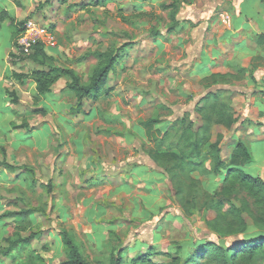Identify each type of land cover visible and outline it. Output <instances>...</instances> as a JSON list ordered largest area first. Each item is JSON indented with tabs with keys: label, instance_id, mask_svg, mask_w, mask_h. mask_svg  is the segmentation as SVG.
Segmentation results:
<instances>
[{
	"label": "rangeland",
	"instance_id": "rangeland-1",
	"mask_svg": "<svg viewBox=\"0 0 264 264\" xmlns=\"http://www.w3.org/2000/svg\"><path fill=\"white\" fill-rule=\"evenodd\" d=\"M174 4L175 9L171 7ZM223 4V0H0V11L2 9L8 11L10 16L15 18L18 30H23V33L13 41L8 22H4L0 29V73L9 81V85L10 83L19 85L13 77L10 79L6 64H12L11 62L16 60L10 57V53L18 52L20 38L26 34L25 26L29 22L45 30L43 44L47 54L54 58L53 66L74 70L82 78L84 85L89 83L92 72L98 65L92 54L120 53L123 50L120 60L109 73L103 87L104 93L100 99H87L81 114L73 112L77 100L68 88L70 82L67 78L61 79L63 91L60 96L51 93L36 101L35 97L23 95L26 102L24 107L15 105L12 108L6 107L4 91H1L0 87V146L4 141H9L7 139L13 132V124L18 126L37 124L33 115L40 116V110L36 108L40 106L38 102L41 99L46 103L42 108L48 112L52 113L56 109L66 117L78 119L58 122L60 124L56 129L58 134L54 135V138L57 137V146L50 145V151L46 153L32 150L31 147L35 145L44 147L48 124L45 130L40 126L35 133L23 129L25 131L23 135L16 137V141H22L21 143L28 147L18 154L22 157L20 161H23L20 167H27L34 175L26 173L25 170L22 174L11 175L9 176L10 181L12 180L11 185L7 189H2L0 199L4 200V205L10 209L0 211V241L3 235L1 228H4L2 226L4 224L9 226L4 233L6 237L27 238L32 234L34 240L29 247L13 248L10 257L0 258V264L23 262L30 251H36L44 259L45 264H60L66 260L61 232H70L66 221L71 213H68L67 209L65 211L59 208L64 202L58 200H63L66 184L78 174L75 169L72 170V176L70 172L73 167L66 170L64 166L65 158L71 154L78 155L75 144L79 149L82 147L83 155L92 157L96 168L98 167L104 174L107 173L109 177L114 176L113 174L119 170L125 175L133 171L140 175L144 166H152L154 167L152 171L161 172L151 164L153 160L150 157V152L159 148L164 150L169 145L166 141L161 147L157 146L155 139H161L159 130L165 131L183 118L187 122H193L196 131L202 127V118L196 110L198 104L205 93L210 90L217 92L212 89V85L227 79L211 77L200 79L198 73L194 74L201 54L202 30L199 26L203 22L209 23L214 20L219 10L223 9L216 7ZM213 8L216 11L210 14ZM18 64H24L20 70L17 68V71L23 73L39 68L30 60ZM10 93H15L19 100L16 91L8 90L7 100L10 103H13L15 98L10 96ZM223 96L229 97L227 93ZM59 100L68 104L67 107L70 109L62 111L63 105L58 102ZM149 119L160 121V124L152 129L151 135L143 126ZM227 133L223 127L214 126L211 130L212 142L218 140V135L225 136ZM77 138L79 139L74 144L72 140ZM1 153L2 151L0 161ZM51 155L63 157L62 164L53 166L56 176L53 168L48 170ZM244 170L248 174L249 171L246 168ZM85 173L82 174L83 180L86 178ZM218 179L214 182L218 186L213 185V188L212 180L205 184L210 193L221 189L219 183L221 178ZM3 181L8 183L5 178ZM173 186L169 187L168 204H159L163 206L159 208L160 213H165L166 210L178 213L177 218H169L170 222H166V218L135 219L128 228L129 231L123 230L116 233L117 235H111L101 252H96L82 233L79 240L82 239L83 242L81 245L77 241L76 243L80 249L82 247V253L90 264H107L111 255L122 247L120 245L126 243L128 232L131 246L140 247L125 258V264H132V259L151 250H154L151 256L153 261L169 262L168 253H176L179 247L186 249L185 243L188 238H199L225 247L238 228L236 224L232 226L233 218L237 217L238 213H227L225 218H220L218 213L202 208L209 200V193L201 195L190 210L184 212ZM79 187L80 185H77L74 190H79ZM246 190L234 189L228 197L230 201L226 200L224 203L225 211H231L232 208L242 210V217L250 226L249 233L263 232V206L256 202L259 197H256L254 192ZM56 204L60 213L55 210ZM74 204H80L79 194ZM156 208H153L152 213H158ZM20 211H32L29 215L31 223L24 225L27 226L25 231L19 230L22 225L17 222L22 218L7 216L8 213ZM131 230L136 233H130ZM70 233L73 236L72 232ZM4 239L0 248L7 245ZM187 251L189 250H183V257ZM224 256L218 250L212 253L210 251L198 264H202V261L203 264L210 262L221 264ZM236 260V264H242L240 260ZM229 264L234 262L229 261ZM251 264H264V254L262 252L258 254Z\"/></svg>",
	"mask_w": 264,
	"mask_h": 264
},
{
	"label": "crops",
	"instance_id": "crops-1",
	"mask_svg": "<svg viewBox=\"0 0 264 264\" xmlns=\"http://www.w3.org/2000/svg\"><path fill=\"white\" fill-rule=\"evenodd\" d=\"M223 1L224 4L222 6L216 7L217 9L223 8L217 13L218 16L209 23L203 22L199 26L202 30L200 40L201 54L200 62L195 66L194 74L198 73L200 79L213 75L227 79L226 81L216 82L215 85H212V89L214 88L215 91H223L224 94L227 93L229 95L231 107L237 119V123L232 129L227 130L223 128L228 133L223 136L220 145L221 156L224 159H230L236 144L239 142L244 143L251 153L252 160L244 165L243 170L246 168L249 171L248 175L260 178L264 182V0ZM213 11H216V9H211L209 13L211 14ZM6 65V71L9 72L10 79H12L13 72L23 73L17 71V68L20 70L21 65L23 66L24 64L14 66L7 63ZM17 82L19 85L15 83H10L9 85V81L0 73V87L1 91H4L6 107H13V104L7 100L8 90L18 93L19 100L15 107L26 106L23 95L30 98L37 96L35 83L30 80ZM61 82L63 80H60L52 89L51 93L55 96H60L63 91ZM65 83L63 84L65 85ZM210 92L213 91L210 90ZM58 102L62 103L60 100ZM38 104L40 106L36 109L46 112L45 115L39 113L44 118L33 115V119L37 124L28 125L23 129H28L27 131L35 133L38 127L41 126V129L44 128L43 130H45L47 124L49 125L48 134L45 135L44 147L40 148L37 145L31 147L32 150L46 153V151H50V145L57 146V137L55 136L54 138V135L58 134L56 130L58 122L72 119L73 117H66L64 114L57 112L56 109L52 113L48 112L42 108V105H46L43 99ZM62 105V111L67 108L70 109V107H67L68 104L62 103ZM21 108H19V111H21ZM38 118L43 119L39 120ZM73 120L78 119L73 118ZM23 129H13L11 136L7 139L9 141H4L3 145L0 146V151H2V160L0 162L6 161L17 167L23 164V161H20L22 157L18 154L22 149L28 147L23 145L22 141H16V137L22 136L23 132H25ZM27 131L26 134H28ZM78 139H74L72 142L75 144ZM74 146L78 155L74 156V154H71L68 158L64 156L66 161H64V166L66 170L73 167L70 172L72 176V170L76 169L78 174L76 177H73L72 181L66 184L64 198L58 201L64 202V204H59V208L65 211L67 209V212L71 213L69 214L71 221L68 218L66 225L69 226V231L72 232L79 245L83 242L79 238L84 233L87 242L94 246L93 249L96 252H101L109 242L111 235H115L123 230L129 231L128 228L134 223L133 220L135 219L166 218V222H170L169 218L178 217V213H172L169 210H166L165 213L159 212V208L162 206H159V204H168L169 202V187L170 185L172 186V182L168 175L153 161L151 164H154L161 172L152 171L154 168L152 166H144L142 167L143 172L140 175H136L135 171L129 173V175H125L123 171L119 170L113 174L114 176L109 177L107 173L104 174L98 167L96 168L92 162V157H85L83 155L84 151L81 145H79L81 149L76 144ZM52 156H49L48 164L50 162L51 164H49L48 170L57 164L63 163V157L57 158L58 156ZM52 158L54 159L52 160ZM53 171L56 176L54 168ZM84 172H86V178L83 180L82 174L84 175ZM16 174L19 173H10L0 167V193L2 189H7L11 185L12 180L10 181L9 176H16ZM119 174L120 176H118ZM106 176L107 178H104ZM4 178L8 180L7 184L3 181ZM15 179L17 182V177ZM200 179L205 184L207 181L212 180V188L214 182L219 180L218 178ZM77 185H80V189L75 191L74 188ZM77 194L80 195L79 205L74 204L77 200ZM4 204V200L0 199V206L2 207L0 211L10 209V207L7 208ZM59 208H57L56 204L55 210L57 213H60L58 211ZM153 208H156L158 213H152ZM2 226L4 228H1V232H3L1 241L6 237L4 233L7 230L6 228L9 227L5 224ZM130 233L136 232L131 230ZM92 236L93 238H91ZM199 241L202 240L199 238H188L185 248L191 250L192 245ZM131 244L128 232L126 243L120 245L122 249H127L124 258L130 256L131 253L140 247L131 246ZM80 250L82 251V247Z\"/></svg>",
	"mask_w": 264,
	"mask_h": 264
},
{
	"label": "trees",
	"instance_id": "trees-1",
	"mask_svg": "<svg viewBox=\"0 0 264 264\" xmlns=\"http://www.w3.org/2000/svg\"><path fill=\"white\" fill-rule=\"evenodd\" d=\"M171 7L175 9L176 5L174 4ZM4 22L9 23L8 26L12 30V40L15 41L23 33V30H18L15 18H12L8 11L2 9L0 11V29ZM21 25H24V23H21ZM17 50V53H10V57L16 59L11 62L14 66L30 60L39 68L28 73L13 72L12 77L19 82L30 80L35 83L37 91L36 101L51 93L53 87L61 79H69L68 88L77 100L73 112L77 114L83 113L82 109L87 99H100L104 93L103 87L106 84L109 73L120 60L123 51H120V53L92 54L98 61V65L92 72L89 83L84 85L82 78L74 70L53 66L54 58L47 54L43 43L38 42L29 49L19 45ZM211 78L219 77L213 75ZM223 95V91H217L209 92L203 96L196 109L202 118L203 125L197 131L194 128V123L187 122L185 118L174 125H170L171 127L165 131L159 130L161 139H155L157 146L161 147L166 141L169 142V145L164 150L159 148L150 152V157L170 177L176 197L184 212L190 210L191 206L197 202L196 200L201 195L209 193V200L204 203L202 208L218 213L220 218H225L227 213H238L232 222V226L234 224L238 226L235 230L236 232L233 233L225 247L215 242L200 241L194 243L191 250L187 251L184 257L182 256L184 248L179 247L176 253H168L169 262H155L151 259L153 254L151 250L136 259H132V264H198L208 252L211 251L212 253L213 251L216 252V250L225 255L221 264H229V261H233L236 264V259L240 260L242 264H251L258 254L261 252L264 254V231L249 233L250 226L244 221L242 210L232 208L231 211H225L224 203L226 200L230 201L228 200L229 195L233 193L234 189L237 191L240 188L254 192L253 194L259 197L256 202H258V205L263 206L264 209V182L260 178L252 177L244 172V165L252 160L251 153L244 143H237L230 159L227 160L221 156L220 145L223 136L218 135V140L212 142L211 130L214 126L230 130L237 123L235 113L231 107V99L230 97L224 98ZM10 96H15V93H10ZM17 103L18 99L15 96L12 104L16 105ZM40 113L46 114L44 110H40ZM158 124H160L158 119H149L143 123V126L146 128L147 133L151 135L152 129ZM25 127L27 125L18 126L13 124V129H23ZM173 139H176V141H173ZM0 167L10 173L22 174L23 170H25L26 173L30 172L34 175V172L27 167L13 166L6 161L0 162ZM200 178H221L219 182L221 183V189L210 193ZM31 212H11L7 216L22 218L17 222L22 225L19 230L25 231L27 226L24 225L31 223L29 217ZM213 230L219 231L214 228ZM33 240L34 235L32 234L27 238L21 236L17 237V239L13 237L5 238L4 243L7 245L0 248V258L10 257L13 248L17 246L29 247ZM61 240L66 253V260L60 264H90L80 250L75 238L69 232L62 231ZM126 253L127 249L119 248L111 255L107 264H125L124 254ZM18 264H45V261L36 251H30L26 260L23 262L19 261ZM209 264L213 263L210 262Z\"/></svg>",
	"mask_w": 264,
	"mask_h": 264
},
{
	"label": "built area",
	"instance_id": "built-area-1",
	"mask_svg": "<svg viewBox=\"0 0 264 264\" xmlns=\"http://www.w3.org/2000/svg\"><path fill=\"white\" fill-rule=\"evenodd\" d=\"M27 27V29H26ZM24 36L20 38L19 45L24 48H32L38 42L43 43V35L45 34L44 29H40L39 27L35 26L34 23L29 22L27 26H25Z\"/></svg>",
	"mask_w": 264,
	"mask_h": 264
}]
</instances>
